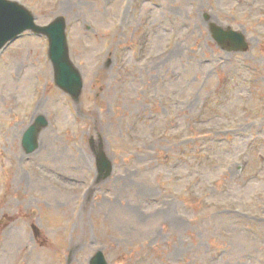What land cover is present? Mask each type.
<instances>
[{
	"label": "rangeland",
	"instance_id": "obj_1",
	"mask_svg": "<svg viewBox=\"0 0 264 264\" xmlns=\"http://www.w3.org/2000/svg\"><path fill=\"white\" fill-rule=\"evenodd\" d=\"M17 1L66 19L83 86L45 37L0 52V264H264V0Z\"/></svg>",
	"mask_w": 264,
	"mask_h": 264
},
{
	"label": "water",
	"instance_id": "obj_2",
	"mask_svg": "<svg viewBox=\"0 0 264 264\" xmlns=\"http://www.w3.org/2000/svg\"><path fill=\"white\" fill-rule=\"evenodd\" d=\"M66 23L64 17H56L48 25L35 23L34 15L24 6L11 0H0V50L10 41L18 37L23 31L30 30L39 35H45L49 40L48 57L54 67L55 83L63 91L77 99L82 88V79L79 70L69 58L67 45ZM220 32H223L222 30ZM220 39L230 37L235 44L242 49L247 47L244 36L239 32L229 30L223 32ZM48 123L44 116H38L22 137V144L27 152H31L37 146L36 135ZM102 151L98 153V159L102 171L108 167V161H104ZM91 264H106L101 251L92 258Z\"/></svg>",
	"mask_w": 264,
	"mask_h": 264
},
{
	"label": "bare ground",
	"instance_id": "obj_3",
	"mask_svg": "<svg viewBox=\"0 0 264 264\" xmlns=\"http://www.w3.org/2000/svg\"><path fill=\"white\" fill-rule=\"evenodd\" d=\"M81 156V155H80ZM81 162H84L83 156L80 157Z\"/></svg>",
	"mask_w": 264,
	"mask_h": 264
}]
</instances>
